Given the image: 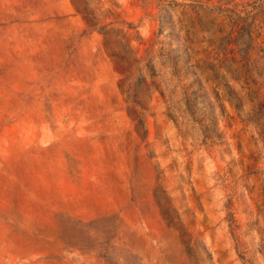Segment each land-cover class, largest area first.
<instances>
[{
  "label": "rangeland",
  "instance_id": "374dc122",
  "mask_svg": "<svg viewBox=\"0 0 264 264\" xmlns=\"http://www.w3.org/2000/svg\"><path fill=\"white\" fill-rule=\"evenodd\" d=\"M0 264H264V0H0Z\"/></svg>",
  "mask_w": 264,
  "mask_h": 264
}]
</instances>
